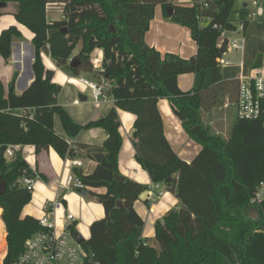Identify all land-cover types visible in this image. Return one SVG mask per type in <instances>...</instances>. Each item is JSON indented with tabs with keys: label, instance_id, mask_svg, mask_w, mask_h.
<instances>
[{
	"label": "trees",
	"instance_id": "trees-1",
	"mask_svg": "<svg viewBox=\"0 0 264 264\" xmlns=\"http://www.w3.org/2000/svg\"><path fill=\"white\" fill-rule=\"evenodd\" d=\"M199 1L182 6L172 0H0V16L12 4L16 22L33 35L29 87L15 93L17 74L7 92L0 82V178L6 186L0 195L6 232L2 264H14L24 242L40 229L37 219L21 218L32 192L19 181L35 175L18 153L7 163L8 146H33L36 154L53 148L63 160L76 158L79 152L89 159L103 155L90 175L76 173L88 196L104 209L105 217L90 225L83 243L99 264H264V204L255 208L258 216L253 220L249 206L256 186L264 180V113L257 120L236 118L227 140L212 134L202 122L211 100L212 104L236 100L238 84L223 81L217 59L227 45L225 38L220 43L221 33L236 30L237 24L245 29L248 12L243 7L234 10L235 0H204L205 10H200ZM55 3L63 4L62 19L48 22L46 6ZM156 6L172 23L189 30L197 46L193 58L162 56L144 42ZM167 9H172L170 17ZM20 39L14 26L1 32L0 57L5 62L13 41ZM77 46L78 66L71 69ZM95 49L102 51L98 71L90 60ZM43 54L73 78L86 74L93 82L108 83L114 108L97 121L84 125L73 121L57 103L60 87L53 82L54 72L45 68ZM259 66L258 59L254 68ZM186 74L195 76L194 87L181 92L177 78ZM165 98L184 132L201 146L190 163L179 159L165 140L157 106ZM116 110L135 116L131 136L136 162L152 184L161 185L178 201L176 209L154 222L157 249L142 238L144 223L133 207L148 187L118 170L121 136ZM55 116L65 137L54 131ZM94 129L107 134L101 147L74 142L82 132ZM68 229L75 233L73 225ZM4 238L0 224V250Z\"/></svg>",
	"mask_w": 264,
	"mask_h": 264
},
{
	"label": "crops",
	"instance_id": "crops-1",
	"mask_svg": "<svg viewBox=\"0 0 264 264\" xmlns=\"http://www.w3.org/2000/svg\"><path fill=\"white\" fill-rule=\"evenodd\" d=\"M194 1L196 0H172V3L174 5L186 6L191 5ZM243 5L245 4L243 3L241 7H243ZM62 11L63 4H48L46 6V19L48 13H52L54 17L59 13L61 15L59 20H61ZM13 13L14 6L12 4L7 5L3 10V15L0 16V34L3 30L14 26L20 32L21 39L13 41L12 53L8 62H5L3 58L0 57V82L3 85L4 91L7 92L9 82L13 75L17 74L14 90L17 95H20L29 87L33 80V72L31 69L33 62V35L25 27L16 22ZM261 18H264V16ZM233 19H236V17ZM255 32L256 26L253 25V27H251L250 24H248L242 32V49L236 52V54L241 52L239 53V56L242 57L243 61L235 67L227 66L220 68L223 81L228 83L236 81L239 77H246L251 74L264 76V42L261 47H256L254 52H248L247 43ZM144 42L149 47L158 51L162 56L165 54H174L182 59L189 60L193 58L197 52V46L192 40L189 30L172 23L167 17H165V13L161 6H156L154 9L153 18L144 35ZM77 48L79 51L80 46H77ZM98 51L99 59L101 61L102 51ZM258 59L260 66L254 68V64ZM42 60L45 68L54 72L53 82L60 87V92L56 99L57 103L63 107L67 114L77 124L84 125L90 121L100 120L114 108L111 99L108 103L97 106L90 101L89 95L87 96V102H80L77 96L79 93L86 96L81 88H87L76 84L75 81L77 78H73L57 69L47 55L43 54ZM224 71H227L229 74L225 75ZM249 71H251V73ZM81 78L93 82L90 75L83 74ZM194 82L195 76L193 74L180 75L177 78V85L181 92L191 91L194 87ZM225 101H227V99H225ZM219 105L222 104H212L211 100L210 104L206 105L203 110L202 122L206 127L209 125L204 121H208L206 118L211 116L215 110V106ZM157 106L163 122L165 140L179 159L186 163L192 162L200 152L201 146L191 140L184 132L180 121L171 111L168 99H160ZM224 108L225 106L218 108L219 112H222ZM116 112L120 123L119 133L121 136V147L117 156L118 170L120 174L128 180L134 181L143 186H149L151 181L148 173L143 170L135 160V152L131 136L135 116L121 110H116ZM229 122L230 118L226 116L225 121L218 117L212 124L217 131L216 135L225 140L229 138V136H227ZM53 128L57 134L65 137L60 120L57 116L53 118ZM106 139L107 134L105 131L94 129L82 132L74 142L93 147H101ZM17 153L20 154L36 175H41L45 178V182L39 180L35 183L33 197L30 203L23 208L21 213V218L30 216L37 219L40 216V208L43 203L55 197L58 184L64 182L70 172L73 173L74 169L69 168L65 160L61 159L53 148H49L48 150L36 154L33 146H20ZM76 158L82 161L83 166L78 170H80L83 175H90L97 166L94 159L84 158L83 152H79ZM14 159L15 157L7 159V163H12ZM63 201L66 212L71 213L75 218L72 225H79V222L85 223L88 228V235L90 225L105 217L104 209L101 204L97 203L94 199H91L88 194L86 197H81L76 192H68L64 194ZM133 207L144 223L142 238L146 239L149 245L157 249L153 227L154 222L161 219L168 211L176 209L178 207L177 199L173 194L167 192L155 202H151L149 197L145 201L137 200ZM0 224L2 232L5 235V240L6 232L1 221V216Z\"/></svg>",
	"mask_w": 264,
	"mask_h": 264
},
{
	"label": "built area",
	"instance_id": "built-area-1",
	"mask_svg": "<svg viewBox=\"0 0 264 264\" xmlns=\"http://www.w3.org/2000/svg\"><path fill=\"white\" fill-rule=\"evenodd\" d=\"M264 0H250L253 12H249L246 22L249 24L251 20L264 16L263 9L259 6ZM200 10L208 8V4L204 0L199 1ZM245 4V9H246ZM244 8V7H243ZM200 22H202L200 20ZM244 31L243 24H237L234 31H223L220 37V43L225 38L227 40L226 49L238 52L242 49V39L229 41L225 36L227 33H242ZM218 67L223 68L231 66L228 60L217 59ZM76 84L90 90V96L94 105L101 106L108 103L110 98L108 91L110 85L101 79L100 82H89L83 78H77ZM238 84L235 110L236 118L241 120H257L264 113V76L259 74H251L246 77H239L236 80ZM78 102V101H77ZM264 129V126H263ZM20 146H8L5 150L4 157L11 159L15 157ZM66 164L69 168L80 169L83 164L77 158L66 157ZM32 171V170H31ZM33 172V171H32ZM35 177H24L19 181L22 187L27 188L34 193V186L39 181L38 175L33 172ZM148 197L151 202L157 201L165 193L164 188L159 184H150L147 186ZM84 189L76 174L70 172L65 181L58 184L55 197L49 201H45L40 208V216L37 218L39 231L28 238L24 242L23 251L18 256L14 264H99L94 261L93 256L83 247V242L78 243L74 239V234L69 231L68 226L75 221L74 216L66 212L63 203L64 194L68 192H76ZM264 204V180L260 181L250 198V211ZM2 211V210H1Z\"/></svg>",
	"mask_w": 264,
	"mask_h": 264
},
{
	"label": "rangeland",
	"instance_id": "rangeland-1",
	"mask_svg": "<svg viewBox=\"0 0 264 264\" xmlns=\"http://www.w3.org/2000/svg\"><path fill=\"white\" fill-rule=\"evenodd\" d=\"M246 4V10L247 12H253L254 8L251 6L250 0H235V5H234V10H238L240 9V7L242 6V4ZM263 11H264V2L261 3L259 5ZM61 17V15L58 13L55 15L52 13H48L47 14V20L48 21H56L59 20ZM236 17V14H233V18ZM251 27L256 26V32L252 35V38L248 41L247 43V47H248V52L252 53L255 51L256 47H261L263 42H264V18H256L255 20H251V22L249 23ZM258 29V30H257ZM230 42L234 41V40H239L243 38L242 33H227L225 36ZM78 52V48L76 47L75 50L72 53V57L75 56V54ZM241 53V52H239ZM239 53L236 54V52L232 51V50H228L227 53H224V55L222 56V60H228L231 64V66H237L241 63V61H243L242 57L239 56ZM90 60L93 64L94 70H99L100 69V59H99V51L97 49H95L93 51V53L90 55ZM249 68V67H248ZM251 73V71H249ZM224 74L227 75L229 74L227 71H224ZM82 76V75H81ZM78 77V78H81ZM84 92V94H86V96L89 95V99L90 101H92L91 96H90V91L88 89H83L81 88ZM220 106V107H219ZM219 106H215V110L214 112L211 114V116H208L206 118V120L208 119V121H204L206 124H208L209 126H207L209 128V131L216 135L217 131L216 129L212 126V124L214 123V121L217 120V118L219 117V119H223L225 121L226 116L228 118H230V122L228 125V135L230 134L231 128H232V124L235 121V108H234V101L231 102H227V101H223L222 105ZM225 106L224 110L222 112H219L218 108H221ZM226 115V116H225ZM225 116V117H224ZM211 124V125H210ZM225 140V139H224ZM32 203V202H31ZM0 210H2L0 208ZM2 215V212H0V216ZM254 216V215H251ZM74 231L78 232L84 239V241L88 240L89 235H88V228L87 225L85 223H80L79 225H75L74 226ZM158 247V246H157ZM5 249H6V239H5V246L3 250H0V264H2L3 259L5 257Z\"/></svg>",
	"mask_w": 264,
	"mask_h": 264
},
{
	"label": "water",
	"instance_id": "water-1",
	"mask_svg": "<svg viewBox=\"0 0 264 264\" xmlns=\"http://www.w3.org/2000/svg\"><path fill=\"white\" fill-rule=\"evenodd\" d=\"M212 1H215V0H212ZM1 7H5V5H1ZM243 7L245 8V5H243ZM166 14L170 17L172 15V9H167ZM223 53H227L226 48H224ZM77 66H78V60L75 57H73L69 62V67L71 69H75ZM77 98L80 102H87V100H88L87 96L82 95L80 93L78 94ZM93 158L96 161V163H100L103 159V155L102 154H95ZM77 172H78V169L73 170V174H76ZM5 191H6L5 182L0 178V195H3L5 193ZM76 193H78L81 197H86L88 194V192L85 188L77 190ZM148 195H149L148 192L144 191L139 196L138 200L139 201H145L148 198ZM118 207H121L120 201H118ZM250 214L254 215L251 217L252 220L258 216V214L254 210L250 211ZM73 236H74V239L78 243H81L84 241L83 237L77 232H75Z\"/></svg>",
	"mask_w": 264,
	"mask_h": 264
}]
</instances>
